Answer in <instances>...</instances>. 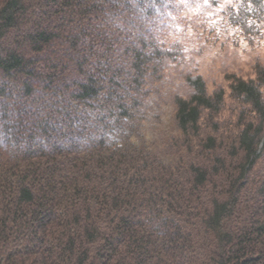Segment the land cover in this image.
Masks as SVG:
<instances>
[{
	"label": "trees",
	"instance_id": "trees-1",
	"mask_svg": "<svg viewBox=\"0 0 264 264\" xmlns=\"http://www.w3.org/2000/svg\"><path fill=\"white\" fill-rule=\"evenodd\" d=\"M185 1L0 0V264H264V67L229 78L227 116L188 70L144 132ZM233 3L241 34L264 25Z\"/></svg>",
	"mask_w": 264,
	"mask_h": 264
},
{
	"label": "rangeland",
	"instance_id": "rangeland-1",
	"mask_svg": "<svg viewBox=\"0 0 264 264\" xmlns=\"http://www.w3.org/2000/svg\"><path fill=\"white\" fill-rule=\"evenodd\" d=\"M214 1H216L215 5H212V0L208 2L207 0L185 1L190 6L182 15V18L186 20L183 27L186 29L185 36H191V38L190 42L182 41L180 45L184 44V54L187 58L178 64L175 61L173 64L169 61L163 70L168 78L165 84L173 85L167 89V101L163 102L160 110L157 111L160 115L158 123L149 122L144 128V132L149 138L158 139L160 135L170 129L173 114L170 103L171 95L174 91L188 92L187 88L181 85L182 77L188 75V70H190L192 78L195 75L203 77L208 92H212L216 88L224 89L226 110L223 112V116H227L234 113L239 106L237 100L227 98L229 78L232 75L253 78L256 67L258 65L264 67V25H256V22H253L254 27L249 28L246 35L241 34L236 26L226 23L221 13L224 6H233L235 0ZM189 52L190 56H188ZM262 92L264 95V86Z\"/></svg>",
	"mask_w": 264,
	"mask_h": 264
}]
</instances>
